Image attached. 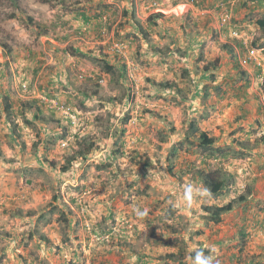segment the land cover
Listing matches in <instances>:
<instances>
[{
    "label": "rangeland",
    "instance_id": "1",
    "mask_svg": "<svg viewBox=\"0 0 264 264\" xmlns=\"http://www.w3.org/2000/svg\"><path fill=\"white\" fill-rule=\"evenodd\" d=\"M260 19L264 0H0V264H264ZM202 169L227 185L184 207Z\"/></svg>",
    "mask_w": 264,
    "mask_h": 264
},
{
    "label": "trees",
    "instance_id": "2",
    "mask_svg": "<svg viewBox=\"0 0 264 264\" xmlns=\"http://www.w3.org/2000/svg\"><path fill=\"white\" fill-rule=\"evenodd\" d=\"M259 26L264 29V19L258 20ZM11 103L6 104V109L10 111ZM29 107H33V105H29ZM38 110H40V107H37ZM35 107V110H37ZM201 146H209L214 143V139L212 137H209V135L205 132L201 134ZM63 170H67L66 167H63ZM225 175L227 173H222V170L216 169V170H210L206 171L205 169H202L200 171L199 180H201L204 185L207 187V189L210 191V193L218 194L221 191H223L227 185V181L225 178ZM240 200H245L244 197H240ZM235 202L236 200H232L228 202L225 205H210L206 207V210L208 213L211 214V219L218 223L222 220V217L225 213L233 210L235 208Z\"/></svg>",
    "mask_w": 264,
    "mask_h": 264
},
{
    "label": "clouds",
    "instance_id": "3",
    "mask_svg": "<svg viewBox=\"0 0 264 264\" xmlns=\"http://www.w3.org/2000/svg\"><path fill=\"white\" fill-rule=\"evenodd\" d=\"M211 196L210 191L200 185L188 184L183 189L182 205L191 208L193 203L198 198ZM136 215L143 218L148 215V209H135ZM193 253L189 256L190 264H213V259L210 255L205 254L203 249L193 248Z\"/></svg>",
    "mask_w": 264,
    "mask_h": 264
},
{
    "label": "crops",
    "instance_id": "4",
    "mask_svg": "<svg viewBox=\"0 0 264 264\" xmlns=\"http://www.w3.org/2000/svg\"><path fill=\"white\" fill-rule=\"evenodd\" d=\"M244 216V215H243ZM243 219H244V217H243Z\"/></svg>",
    "mask_w": 264,
    "mask_h": 264
}]
</instances>
